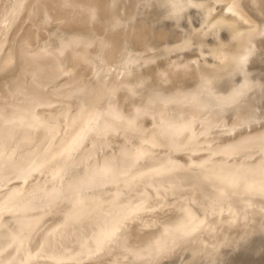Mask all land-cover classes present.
<instances>
[{"label": "bare ground", "instance_id": "1", "mask_svg": "<svg viewBox=\"0 0 264 264\" xmlns=\"http://www.w3.org/2000/svg\"><path fill=\"white\" fill-rule=\"evenodd\" d=\"M161 2L0 0V264H264L261 92L224 109L200 93L230 60L198 56L189 20L246 26L193 0L178 30ZM235 2L259 23L264 0ZM149 93L178 102L138 114Z\"/></svg>", "mask_w": 264, "mask_h": 264}, {"label": "snow or ice", "instance_id": "2", "mask_svg": "<svg viewBox=\"0 0 264 264\" xmlns=\"http://www.w3.org/2000/svg\"><path fill=\"white\" fill-rule=\"evenodd\" d=\"M143 3L149 6H156L154 0H143ZM216 5H220L222 0H214ZM162 9H167V12L161 17L165 22L171 21L178 30H182L180 22L184 19L187 12L191 9H202L205 5L194 3L193 0H162L159 4ZM217 11L215 7L207 8V16H204L199 25L193 24L189 20V25L194 31L204 36L209 44L208 55H205L203 49L198 51V56L203 57L205 60L211 58L212 60H218L224 63L225 60H230V66L227 71V76L223 77V82L217 88L215 81L217 77L202 78L199 92L206 93L210 98L216 101V107L220 109L230 108L233 106L240 105L247 101L248 94L255 90L260 89V102H264V83H259L253 80L252 77L256 71H259L264 76V9H261V19L259 23L247 16L236 4L235 0L223 5V11L230 14L233 18L245 25L244 30H239L234 24H229L223 19L213 21V14ZM96 18V14H93V19ZM69 25L73 21L68 22ZM132 23V20H129ZM207 29V31H206ZM224 35H221V32ZM239 37H247L240 47V50L231 57H225L223 52L220 50L221 46L233 44ZM68 45L61 40L60 54L63 55V49ZM179 50L188 52L192 50L190 42L185 41L183 45L179 47ZM259 57V60H257ZM136 64H140L139 60L135 61ZM151 63V61H150ZM133 66V62L129 60L124 65V71H127ZM251 68V70H250ZM3 70V69H0ZM25 70L23 63L21 64V71ZM68 74V73H65ZM226 93V94H225ZM185 100L191 99L196 101L198 96L193 94L191 97L185 96ZM255 99V98H253ZM176 97H165L159 93H149L147 105L144 109L137 108L136 111L139 114L141 111L145 115H148L152 111L153 105L160 103L164 105H170L177 103ZM248 106L252 113L256 111L255 107L251 104ZM155 120V116L152 117ZM90 125L94 126L95 121H90ZM160 125H157L159 127ZM190 124L181 125L179 130L174 132V135H178L180 131L187 130ZM91 131V127L88 129Z\"/></svg>", "mask_w": 264, "mask_h": 264}]
</instances>
